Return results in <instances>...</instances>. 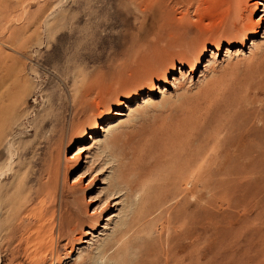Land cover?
<instances>
[{
    "label": "rangeland",
    "instance_id": "rangeland-1",
    "mask_svg": "<svg viewBox=\"0 0 264 264\" xmlns=\"http://www.w3.org/2000/svg\"><path fill=\"white\" fill-rule=\"evenodd\" d=\"M229 1L0 0V264H165L167 253L174 264H264V118L229 107L249 94L264 108V27L257 45L222 52L201 78L185 73L178 91L136 63L163 29L188 32L187 49L166 52L169 70L207 41L249 46L218 31ZM122 101L132 111L100 143L82 139ZM246 130L251 151L226 164ZM81 144H93L87 165ZM112 180L121 204L101 209ZM82 219L92 235L80 246Z\"/></svg>",
    "mask_w": 264,
    "mask_h": 264
},
{
    "label": "bare ground",
    "instance_id": "bare-ground-1",
    "mask_svg": "<svg viewBox=\"0 0 264 264\" xmlns=\"http://www.w3.org/2000/svg\"><path fill=\"white\" fill-rule=\"evenodd\" d=\"M163 1L164 0H157L159 6H163L164 5ZM244 4H245V2L242 4V2L240 0L239 1H236V0L229 1L228 5H226V7H224L225 8L224 15L221 16V18L219 17L220 20H219V23H218L217 26H218V31L220 30V31H222L224 33L227 32L226 35H229L232 32L229 36H233L234 35L237 38H241V39L243 38L245 40H247V38L251 37L250 40H249V42H250L249 46L243 41L241 46H236L235 48H232L231 45H229V46L225 47V50H223L224 49V47H222L223 41H220V42L217 43V42H215L213 40V41H211V43H216L217 44L216 45V47H217L216 50L217 51H214V48H212L211 50L208 49V42L209 41H207L203 47H200L199 49H197V50H195L193 52H190V55L186 56L185 58H181L179 61L177 60L174 63H172L171 64L172 68H171V70H169L170 66H167V64L164 61L165 60V56H166V52H168V51H170L172 49H175V48H179V49L186 48L187 49L188 46H189V44H188V35H187L188 32L183 27L174 28V29L171 28L172 30L170 29L168 31H166V29H163L162 31H160V32H158L156 34V37H155L152 45L147 50L142 52L141 55L139 56L138 60H136L138 69L143 72L142 75H144L147 78L148 81L149 80H153V79L159 77L160 75H163L164 80H165L164 83H168V82L170 83V78H171V84L173 86V89L175 91H178V90H180L183 87V81H184V79L186 77L185 73L186 74H190L191 75L190 77L193 78L194 76H196V74L198 72H200L199 78H201L204 75L203 72L205 70L209 69L213 65V63L216 62V60H217L216 58H219L222 55V52H225L224 56H227L230 53H233V52H238L239 53V52L243 51L244 48H249L250 49V48H252V46L257 45L258 40L255 37H256L257 34L260 35V29H258L257 26L258 25H262L261 27H264V0H252L249 5L247 3L245 8H243ZM260 7H263V8L260 9ZM244 9H246L248 11V13H245ZM258 9L260 10L259 12H261V14H259V16L256 19H254L253 14H255V12ZM180 20H182V18H180L179 21ZM261 37L262 38L264 37V32H263V35H261ZM206 51L207 52L208 51L211 52V54H210V58L207 59V61L205 63H203V60L206 59L205 58L206 57L205 56L206 55ZM178 63H179V65H178ZM186 65L189 66V71L188 72H186L184 70V67H186ZM200 67H204L203 70L200 71ZM131 72L134 73V69L131 70ZM178 73H179V76H178ZM135 75H137V73ZM160 78H162V77H160ZM158 88H160V86ZM159 91L164 93L165 91H168V89H166V87H163ZM151 94H154V92H149L148 93V99L147 100H146L145 97L143 98L144 104L149 103V100H151V97H150ZM248 96H249V99L244 101L243 98H239L238 101L232 102L229 105V107L232 110L233 107L242 105V106L245 107V109L247 111V115H254L255 119H260V118L263 119L264 118V114L261 111L264 108H262V109H260L258 111H254L251 107H249V105L251 103H253V101H252L251 95L248 94ZM122 106L123 107H119L118 109L113 111V113H112L113 117H110L108 119H104L101 122H97L96 121L94 123V125H92L88 129L89 131H87L85 133V135L83 136L82 139L87 138V139H91L93 141L92 143H100L101 141H99V139L97 137L98 132L103 131V132L106 133V131L111 130L114 127V125L118 124V122H120L119 120H121L120 118H118L119 120L116 119V117L127 116V114H130V112L132 111L131 105H129L126 101H122ZM137 106H138V103H137ZM126 108H127V111H126ZM250 132H251V130H246L244 134H241L240 137H238V138L234 139L232 142H230L229 151L225 152L224 156H222L223 157V161L226 164L233 165V164L239 163L241 155L243 153H249L251 151V149H252V144H251V136H252V134H250ZM106 138H107V136H105V140H103L102 143L106 142ZM133 143H135V142L133 141ZM156 144H157V142H156ZM92 145L93 144H81V146H79V148L77 149L78 150L77 152L80 155H82V157L85 156L86 160L84 162L86 163V165L88 164L87 159L90 158V154L92 153ZM166 145H167L166 142L165 143L161 142V143L157 144L156 148L165 147ZM145 146H147V145H145ZM145 146H144V148H146ZM139 148H141V147L139 146L138 149ZM133 149H134V147H133ZM136 149H137V146L135 148V151L138 150V149L137 150ZM125 151L127 152L128 150H125ZM139 151H140V149L137 151V153ZM77 152L75 154H77ZM132 152H134V150ZM75 154H73V156H71V157H74ZM127 154H128V152H127ZM141 155H143V154H141ZM146 156H147V154H146ZM148 156H150V155L148 154ZM139 157H140V155H139ZM136 158H138V157H136ZM136 158H133V159L136 160ZM147 158H149V157H147ZM126 159H128V158H126ZM137 161H140V160L138 159ZM245 161H246V163L252 162V157L248 156L247 160H245ZM195 163L196 162H194V164L191 165V167H194L196 165ZM135 165H136V163H135ZM125 167H124V169H125ZM128 167H130V166H128ZM86 175H88V174H86ZM86 175L83 174L82 178L86 179V177H87ZM196 177L198 179H202L203 175L201 173H197ZM92 179L93 178H91L90 180L92 181ZM111 182H113V183L110 184L111 185V190L108 193V195H106L104 201L101 202V204H100V208L101 209L103 207H105L106 205L107 206L111 205V207L114 208L115 206H117V205L119 206L121 204V201H122L121 196H122V191L123 190H122V188L120 186H119V188L112 187L114 185L115 180H112ZM104 183L105 182L103 181V184ZM110 185L108 184V186H110ZM182 194L187 196L190 193L183 191ZM119 198H121V200L115 201V200H117ZM95 209H97V208H95ZM120 213H121V211H119L118 214L112 213V214H109L107 216V218H104L103 220H105L106 223H105V225L102 226L103 230H107V229L109 230L110 229L109 225L111 223H114L113 220L116 217H118L120 215ZM98 218L99 217H93L92 220H94L95 222L98 223V221H99ZM78 225L81 227L80 231L78 232L77 235H74L73 239L76 242H78V244L80 246H83L84 244L90 243V240L88 239V236L92 235V232L90 231L91 228L87 227L88 230H84V226H88V225H87L86 221L83 220V219L80 220ZM73 227L76 228L75 226H73ZM10 231H11V229H10ZM152 247H153V245H152ZM184 250H187V249H184ZM166 255H167L166 262L163 260L165 262V264H174L173 263V259H172L173 257L170 256L169 253H167ZM176 260L179 261L178 263H180V262L183 263V260L182 261L179 260V259H176ZM143 261H144V259H143ZM184 264H188V263H184Z\"/></svg>",
    "mask_w": 264,
    "mask_h": 264
}]
</instances>
